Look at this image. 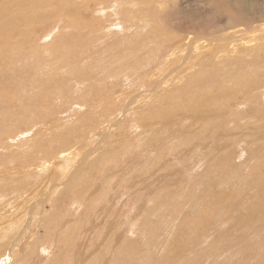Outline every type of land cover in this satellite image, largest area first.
Listing matches in <instances>:
<instances>
[{
	"label": "rangeland",
	"instance_id": "rangeland-1",
	"mask_svg": "<svg viewBox=\"0 0 264 264\" xmlns=\"http://www.w3.org/2000/svg\"><path fill=\"white\" fill-rule=\"evenodd\" d=\"M14 1L0 0V32L4 35V42L0 41L3 264H264V240L259 241L251 229L234 231L244 225L247 230L249 224L257 231L262 226L260 233L264 231V211L260 210H264V33L252 31L264 17L249 10L241 3L244 0H164L166 10H162V2L157 16L160 21L163 12L162 20L169 27L166 30L180 34L195 29L202 35L221 29L229 32L236 24L245 28L240 36L258 35L255 38L260 42L258 49L253 42L246 43L245 48H253L255 58H250L252 52L247 50L241 65H233L237 69L218 70L213 65L207 68L212 72H202L207 80L204 90L195 82L197 77L182 76L178 81L181 97L175 100L167 95L176 87L167 88L161 96L151 92L153 81L163 75L154 66L161 44L149 43L147 28L142 29L149 24V15L138 12L132 1L50 0L48 4L38 0L48 5L35 7V12L59 13L61 5L69 4L78 7L73 13L85 22L94 18L93 32L90 28L87 32L94 42L91 49H96L92 53L83 45L81 35L79 40L77 35L67 36L66 32H77L72 15V21L51 15L33 27L25 26L23 41L24 26L17 18L20 9ZM111 7L121 9V14H114ZM128 13L135 17L133 22L138 19L133 28L116 31L120 28L117 21H131ZM233 17L235 22L229 23ZM13 24L15 29L9 31ZM96 26L104 34L108 31L105 40L120 48L112 58L107 55L104 63L95 60L102 52L96 45ZM61 30L65 37L57 36L58 32L64 34ZM73 39L75 47L65 44ZM73 51H77L74 58L70 56ZM40 65L48 73L42 72ZM69 69L77 71V79L67 76ZM233 77L241 84L237 89L230 86ZM247 77L256 84L250 92L258 93L261 99L252 93V103H263L245 110L243 104L234 103L236 99L231 101L229 89L223 93L217 84L225 81L227 87L240 92ZM209 86L218 91L207 93ZM159 97L163 106L157 102ZM81 103L85 104L82 114ZM203 111L205 115L208 112L207 118L200 120ZM45 115L48 123L30 126L33 131L42 126V133L32 139L21 136L19 142L8 138L12 124L21 125L24 131L26 123ZM119 117L122 124L107 127ZM73 133L78 140L77 136L71 139ZM38 142L45 146L38 147ZM38 148L43 150L37 152ZM42 155L52 161L44 171L35 169L43 163ZM53 181L65 183L52 199L54 207L51 210L50 203H45V217L28 220L29 210L36 204L39 207L41 192ZM67 188L74 189L75 197L67 194ZM27 227L29 231L15 246L16 257L10 260L7 252ZM77 245L80 257L78 251L74 254ZM22 248L26 255L18 252Z\"/></svg>",
	"mask_w": 264,
	"mask_h": 264
},
{
	"label": "bare ground",
	"instance_id": "bare-ground-1",
	"mask_svg": "<svg viewBox=\"0 0 264 264\" xmlns=\"http://www.w3.org/2000/svg\"><path fill=\"white\" fill-rule=\"evenodd\" d=\"M49 1L50 0H46V2H48L49 4ZM128 1V0H127ZM134 3V5L137 7V11L138 12H143V15H149V21H148V25H144V27H142V29L144 30V28H147L145 29L146 31V36H148V39L150 40L149 43H154V42H160L161 44V49L158 50V55L157 57H154L156 58L155 59V62L156 64L154 66L157 67V70L158 73H162V78H160L159 80H156V81H153L151 87V92L153 93V95H162L163 92H165L167 90V88L169 87H176L177 90L175 92H172L170 94L167 95V97L169 98L170 96H174L175 100H179V98L181 97V94L178 95V89L180 87L179 85V80L182 76H187V75H190L191 78L194 76V77H197L195 79V82L197 83L198 86H202L203 87V90L205 89L204 86H207V80L205 79V77H203L202 75H204V71L207 70V68L213 66V65H216L217 69L220 70V68L222 70H224L225 68L227 70H230L233 68V70L237 69V67L235 66H238V65H241L240 62L242 60V55H247V50H251L252 54H251V57L250 58H255L254 56V50L253 48H245L246 43H249V42H253V46L255 48L258 49L259 45H260V42L257 40L259 38H255L256 36L258 35H253V36H245L243 35V37H245V39H243L242 36H240L241 33H244V29L243 27H240V26H236V24H233L232 25V29L227 32L226 29H221L220 32H216V31H211L208 32L207 34L205 33H202V35L198 34L197 32H194L195 29H193L194 31H185L183 33H180V34H176L174 32H171L169 30H166L168 29L169 27H166L165 24L167 25L166 21L162 20V14L163 12L161 11L160 12V15H159V18H160V21L158 20V16H157V12H158V9L160 8V6L162 5V2H163V9H165V4H164V0H130ZM19 9H20V13L17 15V18H19L21 20V24L23 27V32H22V37L21 39L23 41H25V33L24 31H27L26 30V27L27 26H30V27H33L35 25L36 22L42 20V19H45V18H50L51 15H53L55 17H58V16H63L65 18H72V16H74V20H73V26H76L77 28V32H71V33H68L66 32V34H68L67 36L71 37V35L73 36V38L76 37V35L79 37V35H81L83 38H80L82 41H83V45L84 44H87V46L89 47V51L88 53H92L94 52L96 49H91L92 47V44L94 43L93 41H91V39H89V34L87 35V32L90 28V30L92 31L94 29V23H95V19L94 18H91L89 20H87V22H85L82 17L80 16V14H78L77 12L76 13H73L74 10L76 11L78 9H75V6H72V5H66V4H63L61 5L60 7V12L57 13V12H46V11H38V12H35L33 11V9L36 7V9L38 7H45L47 5L43 4L44 1H38V0H31L30 2H27L26 0H15L14 1ZM24 5V6H21L20 5ZM53 3V2H52ZM101 3V2H100ZM241 3H245L249 6V10H253L254 12H257L259 13L260 15H262V17H264V1L262 0H244L242 1ZM54 4V3H53ZM95 4V3H94ZM240 2H236V5H239ZM29 5V7L26 9V7ZM86 5V4H85ZM84 6V4H83ZM119 7L121 8V5L119 4ZM126 7V6H125ZM73 8V9H72ZM112 8V7H111ZM35 9V10H36ZM22 10H24V12H22ZM166 10V9H165ZM100 11V9H99ZM111 11L116 14V15H120L121 14V9L120 11H114V9L112 8ZM125 12V10H124ZM256 13V14H257ZM101 15V11L99 13ZM108 14V12H107ZM124 14V13H123ZM126 14V13H125ZM129 14V13H128ZM65 15V16H64ZM72 15V16H71ZM138 15V14H137ZM60 16V17H61ZM139 16V15H138ZM70 18V19H71ZM100 18V17H99ZM131 21L129 22L128 20H123V21H120V22H116V25H120V28H118V30L116 31H122V30H125V29H130V28H133L134 24L136 23V21L138 19H136L135 22H133V20L135 19V17H133L132 15L129 14V17H128ZM137 18V17H136ZM64 19V18H63ZM248 19V17L246 18ZM245 19V20H246ZM68 19H66L67 21ZM143 21L142 19L139 18V21ZM72 21V19H71ZM235 20H234V17L231 18L229 20V23H234ZM123 23L125 25H123ZM68 24V23H67ZM72 25V23H71ZM115 25V26H116ZM193 25V24H192ZM26 26V27H25ZM137 26V25H136ZM70 27V26H69ZM72 27V26H71ZM97 29L99 30L98 31V37L96 38L97 40V48H99L102 52H99L100 54L99 55H95L97 61H100L102 63H104V61L107 59V55L109 56V58H112L113 56H115V54L119 51L120 48H118L115 44L114 45H111L112 43L108 42L106 39V37L108 38V36L110 35V33L107 31L106 34H104L102 28H100V26H96ZM118 27V26H117ZM256 27L257 29L255 30H252L253 32L254 31H262L264 33V21H260L258 24H256ZM67 28V27H66ZM191 28V27H190ZM8 29L9 31H13L15 29V25L13 24V26H8ZM74 29V28H73ZM82 29H85V31H82ZM64 31V30H61V32ZM90 31V32H91ZM223 31H226L227 33H223ZM250 30V32H252ZM93 32V31H92ZM95 32V31H94ZM249 32V33H250ZM59 33V32H58ZM57 33V36H63L65 37V31H64V34L62 35H59ZM223 33V34H222ZM247 33V32H246ZM248 33V34H249ZM91 34V33H90ZM253 34V33H252ZM130 35V33L128 34ZM127 35V36H128ZM251 35V34H250ZM260 37H263V35L259 34ZM4 39V35L0 32V41L4 42L3 39ZM88 38V39H87ZM129 38V37H127ZM123 39V38H122ZM79 40V39H78ZM77 40V41H78ZM76 41V39L72 40L71 43H68V42H65V44L67 45H70V46H73L75 47V45H73V42ZM147 41V39H146ZM117 42H119V40L117 39ZM108 43H110V45H107ZM114 43V42H113ZM157 44V43H156ZM3 45V43H2ZM1 45V46H2ZM153 45V44H152ZM20 46V45H19ZM21 47V46H20ZM86 47V46H85ZM87 48V47H86ZM87 49V50H88ZM105 49V50H103ZM10 50V49H9ZM21 50H22V47H21ZM19 49V52L21 51ZM99 51V50H98ZM97 51V52H98ZM123 51V50H122ZM13 52V51H12ZM18 52V51H17ZM19 52H18V55H19ZM26 52V51H25ZM126 52V51H125ZM16 53V51H15ZM32 53V52H31ZM81 54V52H80ZM77 55V51H73L71 53V57L74 58V56ZM82 55V54H81ZM124 55V54H122ZM121 55V56H122ZM159 55L161 57H159ZM20 56V55H19ZM93 56V55H92ZM91 57V56H90ZM94 57V56H93ZM2 58V57H1ZM64 60V59H63ZM65 60H68V58L65 57ZM38 61V60H37ZM36 61V62H37ZM61 62V61H60ZM64 62V61H63ZM256 62V61H255ZM39 64V63H38ZM41 64V63H40ZM44 64V63H43ZM152 64V63H151ZM224 64V66L222 65ZM8 65V64H7ZM235 65V66H233ZM62 66V65H61ZM39 67V65H38ZM49 67V66H47ZM60 66H58L57 68H59ZM63 67V66H62ZM152 67V66H151ZM56 68V69H57ZM208 68V69H209ZM212 68V67H211ZM210 68V69H211ZM6 69V67H5ZM42 72H46L48 73V71L46 70L45 67L41 66L40 65V68H39ZM156 69V68H155ZM187 69H190L189 72H186ZM214 69V68H213ZM152 71L153 68L151 69ZM151 70H148V71H151ZM208 72H210L209 70H207ZM206 71V72H207ZM216 71V70H214ZM203 72V73H202ZM212 72V71H211ZM239 72V71H238ZM244 72V71H243ZM147 73V72H146ZM152 72H150L151 74ZM157 73V74H158ZM198 73L200 75H198ZM202 73V74H201ZM241 73V72H240ZM77 71H74L73 69L70 70L69 69V73H67V76H71V79H77ZM208 74V73H207ZM61 75V73H60ZM146 75V74H145ZM149 75V74H148ZM180 75V76H179ZM212 75V74H211ZM230 75H233L232 73ZM142 76V74L140 75ZM144 76V75H143ZM220 76V75H219ZM63 77V76H62ZM91 77V76H90ZM146 77V76H145ZM217 77V76H216ZM243 77V76H242ZM66 78V77H65ZM84 78V77H83ZM190 78V77H189ZM190 78V79H191ZM213 78V77H211ZM68 79V78H66ZM80 79V78H79ZM163 79H167L168 81L165 82ZM220 79V78H218ZM222 79V78H221ZM194 80V79H192ZM191 80V81H192ZM223 80V79H222ZM230 80H233L232 84L230 86H232L234 88V86H236V89L239 87V85H241L239 83V80L237 77H233L232 79ZM170 81H173V82H170ZM149 82V81H148ZM170 82V83H168ZM24 83V82H23ZM56 83V82H55ZM188 85V84H187ZM256 85V84H255ZM254 85V79H252L251 77H247V79L245 80L244 84L242 85L243 87L241 88L242 91L240 92H236V90L232 89L231 87H227L225 81L220 83V84H217V88L218 87H221L222 91H224L223 93H225V90L226 89H229V91L231 92V101L236 99V101L234 102L237 106H239L240 104H243L245 107L244 109H254L256 107V105H260L262 104L263 102L261 103H257V104H254L252 103L251 101V98L253 97L252 93H255L254 91L250 92L252 89H254L255 86ZM226 86V87H225ZM34 87V86H33ZM50 87V86H49ZM105 87V86H104ZM66 88L63 86V89ZM207 88V87H206ZM257 88V87H256ZM1 89H3L1 87ZM67 89V88H66ZM61 90V89H59ZM216 90V89H215ZM214 90V87H208V90H207V93H212ZM264 90V89H263ZM262 90V91H263ZM71 91V90H70ZM81 91V90H80ZM193 91V90H192ZM218 91V90H216ZM3 91H1L2 93ZM136 92V91H135ZM185 92V91H184ZM250 92V93H249ZM0 93V94H1ZM54 93H59V95H62V91H55L54 90ZM192 93V92H191ZM5 94V93H4ZM108 94V93H107ZM119 94V93H118ZM166 94V93H165ZM190 94V93H189ZM219 94V93H218ZM160 95V96H161ZM164 95V94H163ZM192 95V94H191ZM216 95V94H215ZM213 95V97L215 96ZM50 96H52V94H50ZM49 96V97H50ZM220 96V95H219ZM226 96V95H225ZM255 96L256 97H259L258 100L261 101L260 99V96L258 93H255ZM56 97V96H55ZM187 97V96H186ZM191 97V96H190ZM198 97V96H197ZM217 97V96H215ZM0 98H2V95H0ZM193 98V97H192ZM208 98V97H206ZM210 98H211V95H210ZM222 98V97H221ZM241 98H245V100H241ZM5 99V98H4ZM166 99V98H165ZM153 100V98L151 99ZM168 100V99H167ZM172 101V99H170ZM208 100V99H207ZM212 100V99H211ZM215 100V99H214ZM263 100V99H262ZM191 101V100H190ZM213 101V100H212ZM222 101V100H221ZM230 101V102H231ZM83 102V101H81ZM108 102V101H107ZM158 104L160 106H163L162 103H163V99L161 97L158 98ZM165 102V101H164ZM1 103V102H0ZM130 103V101L128 102V104ZM168 103V102H167ZM190 103V102H189ZM211 103V102H209ZM214 103V101H213ZM216 103V102H215ZM222 103V102H221ZM43 104V103H42ZM41 104V105H42ZM138 104V103H137ZM147 104V103H146ZM173 104V103H172ZM175 104V103H174ZM232 104V103H231ZM234 104V105H235ZM130 105V104H129ZM192 105V104H191ZM204 105V103H203ZM212 105V104H211ZM220 105V104H219ZM218 106V104H217ZM85 107V104L84 103H81L80 104V111L79 113L82 114V108ZM141 107V106H140ZM190 107V106H189ZM204 108V106H202ZM215 107V106H214ZM192 108V107H191ZM191 108H189L188 110H191ZM202 108V109H203ZM211 108V107H210ZM239 108V107H238ZM95 109V108H94ZM217 109V108H216ZM240 109V108H239ZM245 109V110H246ZM126 110V109H125ZM187 110V109H186ZM185 110V111H186ZM221 110V109H220ZM84 111V110H83ZM82 112V113H81ZM175 112V111H174ZM188 112V111H187ZM196 112V111H194ZM209 112V110H208ZM208 112H206L208 114ZM212 112V111H211ZM217 112V111H216ZM219 112V111H218ZM210 113V112H209ZM193 114V113H192ZM206 114V115H207ZM215 114V113H214ZM41 115V114H40ZM197 115V114H196ZM195 115V116H196ZM205 115V112L203 111L201 114H200V120H202L201 117H206L207 116ZM213 115V114H212ZM211 115V117H213ZM199 116V115H198ZM78 117V116H77ZM175 117V116H174ZM216 117V116H215ZM137 118V117H136ZM187 118V117H186ZM218 118V117H217ZM216 118V119H217ZM36 120L33 121L31 120L29 123H26L25 124V129L24 131H22L21 128V125L17 126V124H12V126H10V128H12L10 130L9 128V131H7V134H8V138L10 140H16V141H20V138L21 136L25 137V136H29L31 137V139L42 133V131L44 130V128H42L43 124L44 123H48L49 121V118L47 117V115L45 116H38L35 118ZM152 119V118H151ZM245 119V118H244ZM197 120V119H196ZM207 120V119H205ZM121 117H119L118 120H115L113 121L112 123H109L107 127H109L110 125H116V126H119L120 124H122L121 122ZM154 121V120H153ZM83 122V121H82ZM203 122V121H202ZM32 123H39L38 125H40L42 123V126H39L35 129V131H33L30 126L32 125ZM208 123V122H207ZM59 124V123H58ZM200 124H201V121H200ZM24 125V124H23ZM50 125V124H49ZM48 125V126H49ZM140 125V124H139ZM143 125V124H142ZM206 125V124H205ZM204 125V126H205ZM141 126V125H140ZM33 127V126H31ZM259 127V126H258ZM183 129V128H182ZM46 130V129H45ZM171 130V129H170ZM162 132V131H160ZM84 133V132H83ZM153 133V132H152ZM171 134V132H170ZM72 135V134H71ZM81 135V134H80ZM76 133L71 136L72 138L71 139H76ZM17 137V138H16ZM106 137V133H103V138ZM158 137V136H157ZM160 137V135H159ZM22 138V137H21ZM78 136H77V140H78ZM25 139V138H24ZM23 140V138L21 139ZM50 140V139H49ZM48 140V141H49ZM72 142V141H71ZM164 142V140H163ZM76 143V142H73V144ZM150 143V142H149ZM263 143V142H262ZM99 144V143H98ZM155 144V143H154ZM38 147L39 145H44L45 146V143H40L38 142L37 143ZM66 144H64V147L66 148L65 146ZM263 145V144H262ZM70 146V145H69ZM37 147V146H36ZM88 147V146H87ZM43 148V146H42ZM73 148V146H72ZM90 148V147H89ZM154 149V148H153ZM43 149H39L37 150V152H41ZM222 150V149H221ZM62 151V150H60ZM90 151V150H88ZM55 152V151H54ZM74 152V151H73ZM87 153V152H86ZM88 154V153H87ZM91 154V153H90ZM68 156V153L66 154ZM85 155V154H84ZM55 156V154H52V158ZM47 157L46 155H42L41 156V160H43V163H39L35 169L37 168H40V171H44L46 169L45 165L47 164L48 166L51 164L50 160H51V157L49 160H47ZM65 156H62V158H64ZM49 158V157H48ZM73 158V157H72ZM84 158V157H83ZM82 158V159H83ZM87 159V158H86ZM100 160V159H99ZM46 161V162H44ZM144 161V159H143ZM83 163V160L79 163V165H81ZM248 166V165H247ZM57 168V167H56ZM248 168V167H247ZM61 169V168H60ZM64 169V168H63ZM66 169V168H65ZM22 170V169H21ZM39 171V170H38ZM54 173V172H53ZM26 174V173H25ZM56 174H59V173H56ZM177 174V173H176ZM240 176V175H239ZM58 178V177H57ZM56 178V179H57ZM60 178V177H59ZM58 178V179H59ZM61 179H63L61 177ZM60 179V180H61ZM58 180V181H60ZM67 180V179H66ZM65 180V182H66ZM142 181V180H141ZM234 181V180H233ZM144 182V181H143ZM65 183L61 184L59 182H55L53 181L50 185H49V188L47 187L46 191L44 189V191L41 192V198L39 199V207L38 205H34L31 207V209L29 210L30 212V215H25L28 216V220L31 218V219H34L35 218H39L40 220L42 219V217L44 215L47 214V212H44L46 211L45 208H44V205L45 203H50V209L53 208L54 206H52V199L53 197L55 196L56 192L58 191V189L64 185ZM71 186V185H69ZM230 188V187H229ZM68 190V188H67ZM201 190V188H200ZM68 193H71L72 196H74V189L73 190H68L67 194ZM208 193V192H207ZM171 194V193H170ZM221 194V193H220ZM75 197V196H74ZM78 197V196H76ZM75 199V198H73ZM76 200V199H75ZM74 200V201H75ZM69 202V201H68ZM73 202V201H72ZM36 203V202H35ZM71 203V202H70ZM75 204V203H74ZM72 204V205H74ZM38 208V210H37ZM35 209V210H34ZM229 209V208H228ZM34 210V211H33ZM52 210V209H51ZM58 210V209H57ZM262 210L261 212H263V208L261 207ZM233 212V211H232ZM43 214V215H41ZM246 216V215H245ZM24 217V218H25ZM45 217V216H44ZM26 219V218H25ZM254 219V218H253ZM24 220V219H23ZM171 220V219H170ZM32 221V220H30ZM27 222V225L29 226V222ZM255 221V220H254ZM23 222V221H22ZM40 222V221H39ZM248 222V221H247ZM13 223V222H12ZM26 225V224H25ZM241 225V224H240ZM11 226V225H10ZM170 226V225H169ZM254 225H251L249 224L248 225V229L245 230L247 228V225H244V226H240L238 227L239 229H235L234 231L235 232H240V231H245L244 233H246L249 229H251V233H255V235H257L259 237V241H262L264 240V231L262 233H260L261 231V227H257L258 231L256 230V227L254 228L253 227ZM30 228H25L23 231L19 232L17 238L14 240V242L12 243V247L11 249L7 252V255L10 256V260H12L14 257H16L15 255V252H17V249H16V245H17V241H19L28 231H29ZM68 229V228H66ZM10 230V229H8ZM28 230V231H26ZM12 231V230H11ZM67 231V230H66ZM10 234V233H9ZM65 234V233H64ZM200 234H202V232H200ZM66 237V236H65ZM64 237V238H65ZM81 237V236H80ZM69 239V238H68ZM82 239V238H81ZM67 241V240H66ZM78 242V241H77ZM84 243V242H83ZM76 245V244H75ZM83 246V245H81ZM83 248V247H82ZM155 248V247H154ZM169 249V248H168ZM81 249L79 248V246L77 245V248L76 250L74 251V254L76 251H78ZM18 252H21L23 253L24 255H26L25 253L27 252V250L23 249L22 250H18ZM21 253H19L21 255ZM28 253V252H27ZM77 253V257H80L79 255V251L76 252ZM2 257V256H1ZM0 257V258H1ZM6 258V257H5ZM8 258V259H9ZM23 257H21L22 259ZM72 258V257H71ZM7 259V258H6ZM162 259V258H161ZM55 260V259H54ZM5 260H3L2 258L0 259V264H3ZM159 264V263H158Z\"/></svg>",
	"mask_w": 264,
	"mask_h": 264
}]
</instances>
